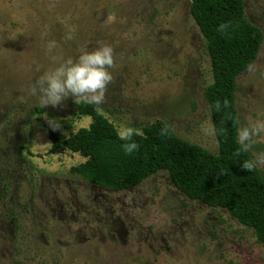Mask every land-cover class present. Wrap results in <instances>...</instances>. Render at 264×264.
I'll return each instance as SVG.
<instances>
[{"label": "rangeland", "instance_id": "obj_1", "mask_svg": "<svg viewBox=\"0 0 264 264\" xmlns=\"http://www.w3.org/2000/svg\"><path fill=\"white\" fill-rule=\"evenodd\" d=\"M190 2L0 0V264H264L252 228L188 198L164 170L124 190L84 180L72 168L85 159L49 153L48 132L66 137L90 117L72 97L42 108L30 91L54 57L106 44L112 80L99 109L118 134L160 120L216 153L204 96L210 60ZM244 4L263 41L236 80L238 128L264 121V0ZM51 40L56 47L46 53ZM261 151L264 134L248 152L252 159Z\"/></svg>", "mask_w": 264, "mask_h": 264}, {"label": "trees", "instance_id": "obj_2", "mask_svg": "<svg viewBox=\"0 0 264 264\" xmlns=\"http://www.w3.org/2000/svg\"><path fill=\"white\" fill-rule=\"evenodd\" d=\"M189 12L205 39L210 60L212 82L205 87L204 96L217 152L188 142L156 120L133 135L138 149L125 154L115 126L99 105L77 103L78 113L90 117L89 125L66 137L49 131V153L66 149L80 154L85 160L72 170L94 185L115 191L135 187L164 170L181 193L208 207L226 209L264 243V175L257 167L251 172L240 167L251 159L249 152L234 155L239 126L236 80L256 59L263 33L247 18L244 0H191ZM221 24L226 25L223 32L217 30ZM217 101L219 111L213 108ZM162 128L167 129L165 135L160 134Z\"/></svg>", "mask_w": 264, "mask_h": 264}, {"label": "clouds", "instance_id": "obj_3", "mask_svg": "<svg viewBox=\"0 0 264 264\" xmlns=\"http://www.w3.org/2000/svg\"><path fill=\"white\" fill-rule=\"evenodd\" d=\"M226 25H219L218 31L223 32ZM71 34L66 39H71ZM56 47L54 40L48 41L45 50L50 53ZM55 66L43 71L30 87L31 94L38 95L39 104L57 106L64 99L72 97L75 103L89 105H101L105 99V90L112 80L108 69L113 67V50L111 46L100 44L94 49L81 47L75 58L57 59ZM228 102L224 101L227 107ZM219 101L213 104V108L219 111ZM51 126L58 127L54 121H48ZM207 131V130H205ZM167 133L166 128L161 129V135ZM264 134V121L249 123L236 130L235 143L237 149L234 155L246 153L252 147L254 138ZM133 135H139L136 129L127 127L122 129L118 138L122 141L121 148L125 154H131L138 149V144L132 139ZM264 165V151L254 154L252 159H245L240 167L248 172L257 166Z\"/></svg>", "mask_w": 264, "mask_h": 264}]
</instances>
